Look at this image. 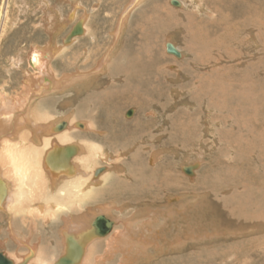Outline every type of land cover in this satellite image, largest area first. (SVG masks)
Wrapping results in <instances>:
<instances>
[{
  "label": "rangeland",
  "instance_id": "374dc122",
  "mask_svg": "<svg viewBox=\"0 0 264 264\" xmlns=\"http://www.w3.org/2000/svg\"><path fill=\"white\" fill-rule=\"evenodd\" d=\"M132 1L0 0V93L15 96L25 75L36 77L30 57L41 47L60 49L49 61L55 81L106 63L103 80L84 87L90 78L77 77L81 85L34 105L62 122L79 114L80 122L92 120L89 113L99 109L94 123L106 129L83 135L103 148L96 168L108 173L55 192V200L70 190L76 195L48 224L36 219L33 228L18 213L13 227L54 259L61 254V215L113 204L118 208L105 216L120 223L145 205L171 208V218L161 212V226L153 224L160 244L149 247L139 264H264V40L250 38L255 0H146L127 14ZM45 5L64 18L73 15L58 34L48 30ZM77 23L87 25V34L65 44ZM168 43L183 56L168 54ZM8 220L0 214V252L23 255ZM121 225L115 227L121 231ZM115 255L122 256L118 250Z\"/></svg>",
  "mask_w": 264,
  "mask_h": 264
},
{
  "label": "bare ground",
  "instance_id": "6f19581e",
  "mask_svg": "<svg viewBox=\"0 0 264 264\" xmlns=\"http://www.w3.org/2000/svg\"><path fill=\"white\" fill-rule=\"evenodd\" d=\"M145 1L133 0L127 7L125 13L128 14L132 9L139 7ZM173 2L171 3L172 5H174ZM175 2L178 5L174 6L181 5L180 2ZM253 6L250 25L253 27L254 34L250 38L256 40L258 38L263 41L264 5L260 0H255ZM43 7L46 12V20L49 22L48 30L53 34L60 33V31L68 26L67 24L73 18V15H71V18L62 17L50 5ZM122 19L125 20V18ZM77 24L75 25L77 26ZM75 25L74 27H76ZM81 25L84 34H87V25ZM246 28H248L247 25ZM118 31L120 32L121 30L119 29ZM1 35L2 32L0 33V37ZM76 39L77 37L74 40ZM262 44L264 45V41ZM174 47L176 48L175 45ZM32 52L30 65L36 71V77L25 75V87L21 93L15 96L0 93V180L7 188V194L5 196H1L0 194V214L2 215L4 213L6 218L9 219V224L11 223L9 225V233L12 239L17 246L24 248L27 252L23 255H21V252V256L18 255L19 253L16 255H10L4 251L1 253H4L14 264H63V259L65 261L67 260L69 264H109L111 261H115L116 258L118 259L117 255H115L118 250L122 256L119 257L117 263L127 264L126 262H131L139 264L141 261L139 257L148 253L147 249L149 247L152 245L157 247V242L159 243L156 240V235L154 237V233L158 229L153 224L157 222L156 224L158 226L160 225L157 220L162 213L166 212V215H163L164 218H171L170 216L173 215L171 208H168V212L166 211L167 209L162 212L161 210L154 211L152 207H149L150 205H145L142 208L140 207V209L138 208L132 218L125 221L121 220L120 223L115 218H112L110 220L114 222V227L105 236L98 235L99 229L95 228V220L99 216L111 215L112 209L116 207L113 204L99 206L98 210L90 209L87 212H81V214L74 212L71 215H61L62 225H64L59 229L60 239L58 238L61 243V254H59V258L54 259L48 256L49 253L47 254V252L40 249L39 244L32 243L30 237H22L17 231L18 229L16 230L13 227L14 220H17L15 216L19 215L18 213L20 215L22 214L24 218L22 221L25 220L27 222L29 219L31 220V227H33L32 223L36 219L40 220V218L45 224H48L57 213H62V210H59L60 205L64 206L76 195L75 190H70V194L66 196V199L58 197L55 200L56 197L53 196L55 192L59 193L60 189L70 184L98 180L108 173V170L96 168L97 156L100 158L104 155L103 148L97 144L98 142H94L95 138L90 134L89 136L87 134L83 135L85 134L84 132L98 133L100 131L98 128L100 129V127L106 129L105 123H101L102 126L101 124L97 125L94 123V118L100 116L99 114L94 115V112L99 109H95L93 113H89L92 120L89 119L88 121L83 119L84 123L78 121L77 116L80 114L77 116L74 115L71 120H69L70 116L63 117L66 120L62 122L60 118L52 120L48 112L45 111V108H42L41 103L34 105L45 95L58 92L62 88L63 90L71 88L73 83L75 86L81 85L79 81L74 80L77 77L83 80L90 78L89 83L84 87L91 86L103 80L99 76L102 74V71L105 72L103 70L106 64H104L105 59L102 64H96L95 69L89 74H63L62 80L56 79L55 81L49 70V61L52 56H57L60 53V49L49 45L47 48L41 47ZM179 53L183 56L180 51ZM14 65L18 68L20 67L17 61ZM127 69L129 68L127 67ZM132 77L133 72L128 74L127 79ZM139 78L137 79V84L139 83L141 86L143 81L139 80ZM126 84L129 87L130 84L128 82ZM103 103H107V101ZM33 105L34 107H32ZM93 105L98 106L95 103ZM62 125H64V129H61ZM102 133L106 134L104 131L99 134ZM109 134L111 133L109 132ZM109 134L106 135L110 136ZM81 136L87 138V140H81L79 138ZM107 138L109 139V137ZM123 146L126 147L125 144ZM154 158L156 157L154 156ZM150 162L152 165L155 163L153 159ZM190 172L192 173V167ZM146 180L147 178L141 179V182ZM145 217L146 219L144 221L142 220L143 224L138 227V224L136 225L137 221L139 222L140 219ZM27 223L29 224V222ZM118 224L125 225H121L123 228L121 231L115 227ZM135 225L139 229H136ZM34 231L36 229L32 230V234ZM102 239L104 240L102 241ZM151 241H155L156 243H152ZM102 246H104L103 250L101 248Z\"/></svg>",
  "mask_w": 264,
  "mask_h": 264
},
{
  "label": "water",
  "instance_id": "95a60500",
  "mask_svg": "<svg viewBox=\"0 0 264 264\" xmlns=\"http://www.w3.org/2000/svg\"><path fill=\"white\" fill-rule=\"evenodd\" d=\"M174 5H178L177 2H173ZM83 34V27L81 25V23L77 24L76 27L73 28V30L71 31V33L67 36V40H65V44L70 43L71 39L74 38L75 36H80ZM166 51L168 54L171 55H175L177 57H180V53L178 52V50L174 47L173 44L168 43L166 46ZM133 113V110H131L127 116L130 117ZM61 129H64V125L61 126ZM199 165H197L198 168ZM184 169V168H183ZM191 168L190 167H186L185 168V173L188 176H194L193 173L190 172ZM0 194L1 196H5L7 194V188L6 185L0 180ZM95 228L99 229L98 231V235L99 236H105L108 235L113 227H114V222L110 219H108L105 215L104 216H99L96 220H95ZM65 262V263H64ZM69 264V262H67V260L65 261V259H63V264ZM0 264H14L13 261H11L10 259H8L4 253L0 252Z\"/></svg>",
  "mask_w": 264,
  "mask_h": 264
},
{
  "label": "crops",
  "instance_id": "0c3cea01",
  "mask_svg": "<svg viewBox=\"0 0 264 264\" xmlns=\"http://www.w3.org/2000/svg\"><path fill=\"white\" fill-rule=\"evenodd\" d=\"M115 206V205H114Z\"/></svg>",
  "mask_w": 264,
  "mask_h": 264
}]
</instances>
